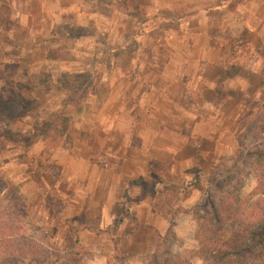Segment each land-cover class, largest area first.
<instances>
[{
	"label": "rangeland",
	"instance_id": "rangeland-1",
	"mask_svg": "<svg viewBox=\"0 0 264 264\" xmlns=\"http://www.w3.org/2000/svg\"><path fill=\"white\" fill-rule=\"evenodd\" d=\"M189 4L0 0V232L11 252L32 247L33 264H215L201 241L219 198L264 211V0H193L196 17L171 16ZM205 52L219 65L203 77ZM202 120L212 123L193 130Z\"/></svg>",
	"mask_w": 264,
	"mask_h": 264
},
{
	"label": "trees",
	"instance_id": "trees-1",
	"mask_svg": "<svg viewBox=\"0 0 264 264\" xmlns=\"http://www.w3.org/2000/svg\"><path fill=\"white\" fill-rule=\"evenodd\" d=\"M4 187L7 189L6 185ZM17 197L21 196L17 195ZM240 201V197L229 193L219 198L217 209L213 213L216 220L214 231L203 236L204 242L201 241L203 246L207 247L203 254L206 251L210 254V262L214 261L215 264H264V253L261 252L264 251V239H259L260 231L264 230V211L257 203H253V207L248 210L242 207L243 203ZM13 206L15 216H17L16 212L25 209V205L20 202L14 203ZM72 231L75 247L78 248L80 247L79 235L77 230ZM7 236L9 235L0 232V248L5 249L2 250L3 254H0V264H33L37 261V254L33 253L32 247L29 246L14 249L16 251L13 252V250L12 253L10 249L13 247V241L6 240ZM111 242L115 259L122 261L123 257L117 238L111 237ZM11 258L15 260L11 262ZM206 258H202L204 262L207 261ZM164 264H170V260H165Z\"/></svg>",
	"mask_w": 264,
	"mask_h": 264
},
{
	"label": "crops",
	"instance_id": "crops-1",
	"mask_svg": "<svg viewBox=\"0 0 264 264\" xmlns=\"http://www.w3.org/2000/svg\"><path fill=\"white\" fill-rule=\"evenodd\" d=\"M155 0H149V2H154ZM175 4H178V3H182V5H183V7H186V2H190V4L188 5V8H187V10H188V12L189 13H186V12H184V11H182V12H179V10H178V8L177 7H175V5H172L171 6V8H170V10L172 11V13H171V16L172 17H183V18H186V17H188V19L189 18H192V17H196L197 16V11H196V7H197V5H195V6H193L192 4H191V2L193 1V0H172ZM195 1H197V2H200V3H202V4H204L205 2L206 3H209V1L210 0H195ZM153 9H156V7H153ZM203 9L205 10V11H207V8L206 7H203ZM213 9H215V7L214 8H210L209 10L210 11H212ZM152 10V9H151ZM152 12V11H151ZM153 15L155 16L154 18H156V12H153ZM152 15V13H150V16H153ZM182 26H181V32L183 33V34H189V31L187 32V28L186 27H184L183 26V24H181ZM205 32H206V29L205 28H203L202 30H198V31H196V33H198V34H205ZM182 34V35H183ZM204 50L205 49H207V46H205L204 48H203ZM196 60H198V62L196 63L197 64V66H199L200 67V71H202L203 70V73L204 74H202V76L203 77H206L208 74H209V70H210V68H213L214 66H216V65H219V58L218 57H216V56H214V55H207V52H205L203 55H201V57H199V59H196ZM170 61H171V59H170ZM173 62V64H176V65H181V66H186V65H188V63L186 64L185 62H179V61H172ZM156 64V63H155ZM158 64H160V63H157V65ZM164 65L165 64H170L169 62H164L163 63ZM154 65V64H153ZM162 65V64H161ZM171 65V64H170ZM201 67H202V69H201ZM182 73V72H181ZM161 75H164L163 73H161ZM174 76V75H173ZM179 77H181V75L180 76H175L174 78L176 79V78H178L179 79ZM208 78V77H207ZM214 80H215V78H212V79H210V78H208V81L211 83V85L210 84H208V86L207 87H209V89H212V88H214V85H212V83L214 82ZM165 81H166V79H165ZM168 81H171V80H168ZM167 96V95H166ZM111 102V101H110ZM110 102H108V104L107 105H109L110 104ZM152 110V113L153 114H155V113H157V111H159V113L161 114V115H163V119H164V121H167V119L168 118H170V120H171V122H173L172 120L174 119V115H173V113L168 109V108H161V109H158L157 108V106L156 107H154V108H152L151 109ZM108 119V118H107ZM103 120V119H102ZM163 121V122H164ZM111 122H112V119L110 120V119H108L107 120V122H106V124L103 126V122H100L101 124H102V126H101V130H104L105 132H109V130H110V128L112 127V124H111ZM206 124V123H208V124H211L212 123V121L211 120H202V121H198V122H196L195 123V126L193 127V130H195L196 131V129L198 128V127H200L201 126V124ZM107 128V129H106ZM164 149V148H163ZM166 150V149H165ZM81 160H82V162H87V159L86 158H81Z\"/></svg>",
	"mask_w": 264,
	"mask_h": 264
}]
</instances>
